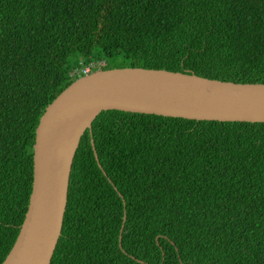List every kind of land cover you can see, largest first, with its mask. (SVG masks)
<instances>
[{"label": "trees", "instance_id": "trees-1", "mask_svg": "<svg viewBox=\"0 0 264 264\" xmlns=\"http://www.w3.org/2000/svg\"><path fill=\"white\" fill-rule=\"evenodd\" d=\"M130 66L264 82V0H0V264L45 106ZM49 264H264V127L97 115Z\"/></svg>", "mask_w": 264, "mask_h": 264}, {"label": "water", "instance_id": "water-1", "mask_svg": "<svg viewBox=\"0 0 264 264\" xmlns=\"http://www.w3.org/2000/svg\"><path fill=\"white\" fill-rule=\"evenodd\" d=\"M110 114L264 127V82L138 66L98 68L75 78L38 119L26 211L1 264L50 263L66 225L80 137L97 115ZM91 147L97 159L92 140Z\"/></svg>", "mask_w": 264, "mask_h": 264}, {"label": "built area", "instance_id": "built-area-1", "mask_svg": "<svg viewBox=\"0 0 264 264\" xmlns=\"http://www.w3.org/2000/svg\"><path fill=\"white\" fill-rule=\"evenodd\" d=\"M84 72L86 73V71L84 70Z\"/></svg>", "mask_w": 264, "mask_h": 264}, {"label": "rangeland", "instance_id": "rangeland-1", "mask_svg": "<svg viewBox=\"0 0 264 264\" xmlns=\"http://www.w3.org/2000/svg\"><path fill=\"white\" fill-rule=\"evenodd\" d=\"M85 71H87V69H85Z\"/></svg>", "mask_w": 264, "mask_h": 264}]
</instances>
